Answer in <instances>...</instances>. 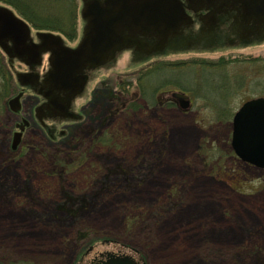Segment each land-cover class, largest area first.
Instances as JSON below:
<instances>
[{
  "label": "rangeland",
  "instance_id": "1",
  "mask_svg": "<svg viewBox=\"0 0 264 264\" xmlns=\"http://www.w3.org/2000/svg\"><path fill=\"white\" fill-rule=\"evenodd\" d=\"M82 25L77 16L68 44ZM219 58L222 68L199 63ZM100 68L70 101L63 136L51 141L33 126L15 147V124L31 113L29 101L18 114L11 106L19 83L10 70L0 101V264H74L89 245L141 264H264V168L241 163L230 145L234 112L264 96V42L135 63L125 52ZM175 83L192 98L185 113L157 102L183 88Z\"/></svg>",
  "mask_w": 264,
  "mask_h": 264
},
{
  "label": "flooded vegetation",
  "instance_id": "2",
  "mask_svg": "<svg viewBox=\"0 0 264 264\" xmlns=\"http://www.w3.org/2000/svg\"><path fill=\"white\" fill-rule=\"evenodd\" d=\"M187 18L180 20L174 29L167 28L164 32L159 33L157 30H139L130 29L123 33V37L119 40V45L113 48L105 58L102 66H112L122 53H129L130 60L143 62L151 59L153 56L163 55L168 52H182L192 49H205L211 47H219L226 44L231 47L240 45H249L257 42H264V14L257 16L255 12L249 13V3L246 0H232L227 2H219L218 0H179ZM253 1V0H249ZM257 6V4L252 3ZM84 26L82 25L80 36H82ZM43 42L42 38L32 35L26 41L28 48L25 51L14 50L10 40H5V55L17 58L14 60L22 66L17 69L13 65V71L21 72V79L28 85V89L24 90L19 87L17 93H24V99H20V109L16 114L22 112L25 101H29L28 110L31 116L29 119L21 117L18 127H21L20 133L13 132V137L18 141L22 135L31 127H37L43 135L49 140L56 139L62 134L66 125L70 124L63 119L72 116L69 111V101L71 95L79 87V82L68 83L65 87L64 83L58 84L53 79L54 55L58 48L62 46L50 47L49 45L38 47ZM68 44L70 48L77 45ZM64 43V40H63ZM112 59H114L112 61ZM101 68L93 69L87 63L80 65L76 72L73 73L74 78L89 77ZM98 70V71H97ZM17 74V77H19ZM181 91V90H180ZM187 90L183 92L187 94L192 102V98ZM162 105H174L183 113L189 108L185 106L183 99L171 96L163 100ZM68 109V110H67ZM21 115V114H20ZM26 121V122H23ZM22 122V123H20ZM14 125V126H15ZM120 249H95L89 245L77 257L74 264H103L109 255H120Z\"/></svg>",
  "mask_w": 264,
  "mask_h": 264
},
{
  "label": "water",
  "instance_id": "3",
  "mask_svg": "<svg viewBox=\"0 0 264 264\" xmlns=\"http://www.w3.org/2000/svg\"><path fill=\"white\" fill-rule=\"evenodd\" d=\"M80 15L85 21L83 36L79 44L69 49L62 45L59 36L37 33L43 42L37 45L57 47L53 60V79L59 85L74 81L82 86L84 77L74 78L78 67L87 63L96 67L104 63L108 53L118 46L123 33L130 29L157 30L162 33L167 28H175L180 20L187 18L179 0H81ZM227 2L232 0H218ZM249 13L264 14V0H246ZM257 4V6L252 5ZM29 26L8 7L0 5V46L10 40L14 50L25 51L29 39ZM173 96L188 102L183 93ZM16 139L12 146L16 144ZM231 147L242 161L264 167V97L245 101L232 118ZM103 264H138L129 255H109Z\"/></svg>",
  "mask_w": 264,
  "mask_h": 264
},
{
  "label": "trees",
  "instance_id": "4",
  "mask_svg": "<svg viewBox=\"0 0 264 264\" xmlns=\"http://www.w3.org/2000/svg\"><path fill=\"white\" fill-rule=\"evenodd\" d=\"M0 3L11 7L34 29L58 32L69 40L74 39L76 36L77 0H0ZM199 63L205 67L214 65L217 67L219 65L218 68H222L227 64V60L219 58L212 63L208 61ZM12 84L13 78L9 66L0 51V101L6 100ZM110 96L112 99L115 98L112 91ZM113 172L111 171V173ZM85 203L82 201L81 205L84 206ZM63 209L69 215L75 214L74 211L67 208Z\"/></svg>",
  "mask_w": 264,
  "mask_h": 264
},
{
  "label": "bare ground",
  "instance_id": "5",
  "mask_svg": "<svg viewBox=\"0 0 264 264\" xmlns=\"http://www.w3.org/2000/svg\"><path fill=\"white\" fill-rule=\"evenodd\" d=\"M165 254H168L172 258H175V259H182V258L186 257V255H183V256L179 255L178 252H176V251H169L168 253L166 252Z\"/></svg>",
  "mask_w": 264,
  "mask_h": 264
}]
</instances>
